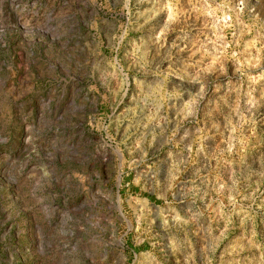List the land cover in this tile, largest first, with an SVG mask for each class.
<instances>
[{
  "label": "rangeland",
  "instance_id": "obj_1",
  "mask_svg": "<svg viewBox=\"0 0 264 264\" xmlns=\"http://www.w3.org/2000/svg\"><path fill=\"white\" fill-rule=\"evenodd\" d=\"M0 264H264V0H0Z\"/></svg>",
  "mask_w": 264,
  "mask_h": 264
}]
</instances>
